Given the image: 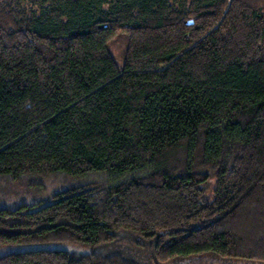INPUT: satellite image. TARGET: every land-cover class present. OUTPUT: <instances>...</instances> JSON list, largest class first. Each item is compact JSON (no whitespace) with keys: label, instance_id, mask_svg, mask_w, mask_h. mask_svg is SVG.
Returning a JSON list of instances; mask_svg holds the SVG:
<instances>
[{"label":"trees","instance_id":"obj_1","mask_svg":"<svg viewBox=\"0 0 264 264\" xmlns=\"http://www.w3.org/2000/svg\"><path fill=\"white\" fill-rule=\"evenodd\" d=\"M136 237L264 263V0H0V264Z\"/></svg>","mask_w":264,"mask_h":264},{"label":"rangeland","instance_id":"obj_2","mask_svg":"<svg viewBox=\"0 0 264 264\" xmlns=\"http://www.w3.org/2000/svg\"><path fill=\"white\" fill-rule=\"evenodd\" d=\"M126 46V42L119 41L116 43V45L112 46V54L117 60L119 64H122V53ZM38 181V180H37ZM41 183V182H39ZM62 186V182L60 179L50 178L46 181L45 189L43 192H38L35 196V200H40L38 197L42 198L44 194H49L52 191L56 190L58 187ZM5 187V186H4ZM15 186L9 185L7 189H9L10 192H6L5 196L2 200V203H17L23 199H25V192H27V189L22 188H14ZM34 190L33 188H29ZM6 191V190H5ZM17 193V195L9 198L11 193L13 194ZM29 192V191H28ZM40 193V194H39ZM44 193V194H42ZM2 205V204H1ZM125 235H122V238L125 239ZM130 237V236H129ZM137 238V237H136ZM135 241V242H133ZM147 241H145L143 238H137V239H126L123 241V243H115V244H103L99 245L94 249V252L98 253H110L114 251H118L120 253H123L127 255L128 253L132 254V256H135L139 258L140 264H153V262L149 258L148 253V247H147ZM61 247V246H60ZM68 248V247H66ZM78 250L80 251H86V248L78 247ZM88 250V249H87ZM166 264H264L258 261H249V260H237V259H222L218 256L206 254L201 256H194L189 258H179V259H172Z\"/></svg>","mask_w":264,"mask_h":264}]
</instances>
